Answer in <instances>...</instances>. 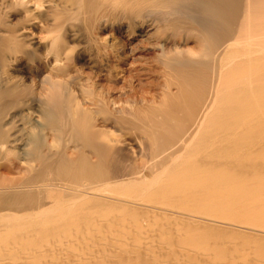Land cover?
Instances as JSON below:
<instances>
[{"label":"bare ground","instance_id":"1","mask_svg":"<svg viewBox=\"0 0 264 264\" xmlns=\"http://www.w3.org/2000/svg\"><path fill=\"white\" fill-rule=\"evenodd\" d=\"M2 169L0 264H264V0H0Z\"/></svg>","mask_w":264,"mask_h":264},{"label":"rangeland","instance_id":"2","mask_svg":"<svg viewBox=\"0 0 264 264\" xmlns=\"http://www.w3.org/2000/svg\"><path fill=\"white\" fill-rule=\"evenodd\" d=\"M170 35H171V31L168 30L167 33L159 34L156 36V38L153 37L150 40H144L140 36H136L133 39H127L125 37H122L124 42H126L125 43L126 44V50H127V52L129 51L127 53V55H128L127 58L129 57V62L133 61V63H135L134 66L137 69L135 77L137 79L138 78L142 79V81H141L142 85L140 84L139 80H138V82L136 80V86L137 87L135 89V92L132 94L133 96L131 95V97H130L131 99L129 98V100H131L132 103H134L136 107L137 106L140 107L143 104V102H146L147 105L150 104L151 105L150 107H152V106L154 107V105L156 107H158L157 105H159L160 102H162V103L164 101L166 103L169 102L171 100V98H173L171 96H173V94L175 95L178 91V90H176V88H172V90H171V88L166 87V83L170 80L171 75H169L166 68L164 66H162V63L160 62L161 55L164 53L162 49L164 48L166 51H173V49H176V48L178 49V47L180 49H185V48H187L188 45H192V42H189V43L184 42L183 39H180L179 41H176V40L173 41L172 39L167 40V37ZM162 44H163V46H162ZM130 48H131V51H130ZM130 65L131 64L126 65V66L124 65L125 69H123V68L120 69L122 79L126 74V68H129ZM168 75H169V77L167 79L166 77ZM120 85H122V82L120 83ZM159 88H160V90H159ZM99 89H100V87H99ZM168 95H170L169 96L170 98L168 97ZM152 97H153V99H152ZM164 97L168 101H166V99ZM123 101L124 100H122V102ZM172 101H173V103H172ZM172 101H170L171 106L174 104L175 98H174V100L172 99ZM160 106H162V104L159 105V107ZM124 154H125V156L123 155V158H124L123 160H125V163L129 161L130 157L132 159L134 158V155L131 152L129 153L128 151H126V152H124ZM126 157H127V159H126ZM126 160H128V161H126ZM0 173H1L0 174V176H1L0 181H2V180L7 181L8 177H9L8 181H10L11 179H13V177L15 178V176L17 175L16 173H14V172L12 173L11 171H8L6 169L0 170ZM61 199L62 198H60V200ZM257 229H260V228H257ZM262 229L264 231V227L261 228L260 230H262ZM84 252H85V250H84ZM85 253H84V256H86V257L83 256L84 259L85 258L88 259V257L90 259L91 256L85 255ZM65 257H66V255H65ZM63 259L66 260L67 257L63 258ZM73 259L74 258L72 256L70 258H68V260H72V261H73ZM90 261H91V259H90ZM77 262H79V261H77V259H76L75 263H77ZM73 263H74V261H73Z\"/></svg>","mask_w":264,"mask_h":264}]
</instances>
